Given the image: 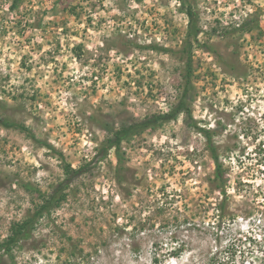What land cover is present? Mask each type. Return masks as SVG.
<instances>
[{"label": "rangeland", "instance_id": "1", "mask_svg": "<svg viewBox=\"0 0 264 264\" xmlns=\"http://www.w3.org/2000/svg\"><path fill=\"white\" fill-rule=\"evenodd\" d=\"M189 7L192 117L100 159L181 97ZM0 117L30 131L0 125V241L91 164L0 264H264V0H0Z\"/></svg>", "mask_w": 264, "mask_h": 264}, {"label": "trees", "instance_id": "2", "mask_svg": "<svg viewBox=\"0 0 264 264\" xmlns=\"http://www.w3.org/2000/svg\"><path fill=\"white\" fill-rule=\"evenodd\" d=\"M186 13L189 16V23L187 30V38L185 39V45L183 49L187 52V60L185 72V85L181 97L179 98L176 105L169 112L147 115L142 119H132L129 122L121 123L118 128L113 125L106 124L105 129L108 132V136L106 137L102 145L98 148V154L100 156V159H104L112 148L119 150L124 140L129 139V137L139 133L140 131L148 127H156L158 124L175 119L181 113H186L189 118L192 117V113L189 106V94L190 90L192 89L193 77L191 50L194 41L197 40L200 28L199 26H197V18H195L194 16V11L192 10V7L187 8ZM0 125L6 128H17L21 131L30 133L26 126L18 122L12 121L8 118L0 117ZM206 134L207 140H209L210 142L211 135H208V133ZM31 136L34 137L33 134H31ZM210 147L211 155L215 162L214 178L217 182V187H220L223 193H227V180L225 176L223 162L220 159V156L212 143H210ZM90 165L91 164L88 163L76 168L69 163L65 164V166L63 167L65 177L56 186L53 187L51 193L46 194L39 192V195L44 198L43 202L41 204H38L34 212L28 215L25 219H23L22 221L14 222L11 225L9 235L5 239L0 241V251L7 254H11L18 242L22 238L28 237L30 235V231L34 229L36 225V221L41 218L44 214L48 213L55 206L60 204L66 198V189L71 185L74 179L80 176L81 174L91 170ZM181 251L182 249L179 248V250H173L171 253L172 255L177 256L181 253ZM155 261H157V258H155Z\"/></svg>", "mask_w": 264, "mask_h": 264}]
</instances>
